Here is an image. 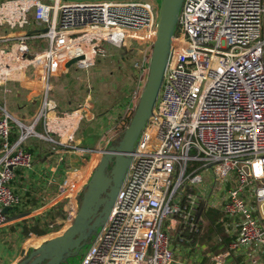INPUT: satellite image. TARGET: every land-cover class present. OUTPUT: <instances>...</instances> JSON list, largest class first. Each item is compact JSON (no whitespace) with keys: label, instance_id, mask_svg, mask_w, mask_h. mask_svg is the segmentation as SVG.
Instances as JSON below:
<instances>
[{"label":"built area","instance_id":"built-area-1","mask_svg":"<svg viewBox=\"0 0 264 264\" xmlns=\"http://www.w3.org/2000/svg\"><path fill=\"white\" fill-rule=\"evenodd\" d=\"M159 12L144 0L0 2V86L17 81L41 98L30 123L0 104V226L8 221L5 209L23 203L13 182L17 169L35 163L31 140H47L61 153L88 151L75 136L94 117L93 94L59 111L52 80L69 68L95 67L104 42L153 46ZM150 60L141 56L134 66L149 72ZM145 83L134 92L135 108ZM93 162L59 184L70 224ZM202 202L224 212L232 237L208 264H226L239 252L261 264L264 214L254 211L256 204L264 212V0H184L153 114L81 264H197L176 258L171 230L193 244L185 234L199 232Z\"/></svg>","mask_w":264,"mask_h":264},{"label":"crops","instance_id":"crops-1","mask_svg":"<svg viewBox=\"0 0 264 264\" xmlns=\"http://www.w3.org/2000/svg\"><path fill=\"white\" fill-rule=\"evenodd\" d=\"M100 62L101 57L98 58L97 65L89 70L69 68L65 77L52 80L53 89L50 92L52 102L63 111L77 107L79 104L72 106L74 101L71 98L77 82L83 78V75L87 77L93 76V72ZM135 75L136 85L133 91L128 92L124 96L123 104L126 107L125 112L117 114L114 110L113 115H118V123L122 122L124 124L130 112L135 108L136 100L133 98L134 92L140 86L139 75L137 73ZM86 81L90 83V80L87 79ZM89 92L93 94L95 102L94 117L83 120L75 136V143L79 147L88 150L87 152L81 153L68 150L65 153H61L59 147L47 140L34 139L30 141V150L35 154V163L30 169L19 168L16 170L13 184L22 195L23 203L20 207L7 210L8 221L5 225L0 226V264H18L29 252L47 240L62 234L70 225L66 200L59 196V184L72 172L83 169L90 161L94 160V155L101 154L102 150H104L102 143L105 146L108 145L105 138L107 133L111 131L112 127L110 123L113 122L109 119L105 123V127H101L102 131L100 133L86 132L87 143H83V137H81V134L80 136L78 135L82 124L87 121L88 123H93L95 114V119L100 114V111H97V109L101 91L94 88L90 83L84 100L87 98ZM40 102L41 98L38 94H32L30 91L19 87L17 81H9L8 84L0 86V104L5 105L14 116L21 118L27 123L31 122L33 113L38 111ZM101 103L103 104L102 101ZM103 105L105 110H107L108 104ZM106 114H104V117H106ZM102 134L105 138H102ZM95 139L97 142H95ZM61 156L63 157L62 160H60ZM62 210L65 212H62ZM221 213L224 216L223 226L226 236L231 241L232 237L229 235V230L224 223L226 216L224 212ZM256 213L259 216L262 213L264 214V212ZM171 234L173 235V247L176 251V258L192 257L196 260L197 264H208L212 252L228 247L230 243L222 241L219 237L216 239L217 245L210 247L208 243L201 241H194L193 244L187 241L182 242L179 234L174 230H171ZM185 236L190 238L188 237V233ZM189 247L194 251L188 252L187 248ZM205 258H207V261H204ZM226 264L251 263L246 262L244 253L239 252L233 254ZM261 264H264L263 260Z\"/></svg>","mask_w":264,"mask_h":264},{"label":"water","instance_id":"water-1","mask_svg":"<svg viewBox=\"0 0 264 264\" xmlns=\"http://www.w3.org/2000/svg\"><path fill=\"white\" fill-rule=\"evenodd\" d=\"M183 2L184 0H161L157 37L153 44L148 78L134 109V115L118 143L102 150L100 162L83 191L74 221L62 234L33 249L18 264H43L44 261H47L45 264H61L67 256L78 253L87 244L91 233V231L87 232L89 224L105 201H107L106 206L90 229L97 230L107 221L131 165L136 141L147 120L153 114L163 84L172 39ZM72 63L73 60L68 65ZM109 167H111L110 174ZM103 194H107L108 198H103ZM7 210L6 208L5 211Z\"/></svg>","mask_w":264,"mask_h":264},{"label":"rangeland","instance_id":"rangeland-1","mask_svg":"<svg viewBox=\"0 0 264 264\" xmlns=\"http://www.w3.org/2000/svg\"><path fill=\"white\" fill-rule=\"evenodd\" d=\"M1 1L3 0H0V2ZM144 1L153 3L155 5L161 4V0ZM133 46L134 49L128 50L125 47H117L111 45L108 42H104V54L100 56L101 62L93 72V76L91 75L87 77L83 75V78L77 82L75 91L71 95V98L74 101V104L72 106H76L84 100L87 93L88 85L90 83L94 88L101 91V93L99 94L101 95V97H99L97 109V111H100L99 116L97 117V119H95V114L93 123H88V121L86 123L84 122L78 133L79 136L81 134V137H83V143H87L86 132L100 133L102 131L101 127H105V123L110 119L111 122L113 121L112 123H110V126L112 127L111 131L107 133L106 138L102 134V138L104 137L107 141L106 144H108L107 146H105V144L102 143L103 149L108 148V146L114 142V139L117 138L119 134V127L122 125V122L118 123V115H113L114 110L115 112H117V114H119L120 112H125L126 107H124L125 105L123 104V100L125 98L124 96H126L128 92L130 93L131 91H133L136 85V73L139 75L140 78V88H142L144 83L146 82L149 73L148 66L147 70H137L134 66V62L138 60L140 54L141 56L146 55L148 57L152 55L153 46L150 44H144L141 46L137 43H135ZM132 52H136L138 53V55H132ZM55 79L57 78H54L53 81ZM87 79L90 80V83L86 81ZM101 101L105 105L108 104L107 110H105V107L101 103ZM104 114H106V117H104ZM39 130L41 131L42 129L39 127ZM95 142H97V140ZM101 156L102 154L94 155L93 166L97 167L100 162ZM254 212H259V206L256 204ZM97 232L98 231H96L90 237L87 244L78 253L67 256V258L63 260L61 264H81L83 258L87 254L88 250L91 248Z\"/></svg>","mask_w":264,"mask_h":264},{"label":"trees","instance_id":"trees-1","mask_svg":"<svg viewBox=\"0 0 264 264\" xmlns=\"http://www.w3.org/2000/svg\"><path fill=\"white\" fill-rule=\"evenodd\" d=\"M132 55H138L136 52H132ZM141 54L139 55L138 59H140ZM59 111H63L60 107H57ZM135 110L133 109L127 117V120L124 124L119 127V134L116 139H114L113 143H118V141L124 135L126 128L129 126L132 117L134 115ZM83 196V192L80 195V203L81 197ZM201 211L199 212V223L200 229L199 232L194 234H188V237L193 238L195 242L201 241L206 242L210 247H215L217 245L216 239L221 238L222 241L229 243L230 239L226 236L225 228L223 226V212L217 208H208L206 207L205 203L202 202ZM62 212H65L62 210ZM65 217V215H63ZM207 261V258L204 261Z\"/></svg>","mask_w":264,"mask_h":264},{"label":"flooded vegetation","instance_id":"flooded-vegetation-1","mask_svg":"<svg viewBox=\"0 0 264 264\" xmlns=\"http://www.w3.org/2000/svg\"><path fill=\"white\" fill-rule=\"evenodd\" d=\"M112 144H117V143H112ZM112 144H110V145H112ZM109 145V146H110ZM110 171H111V167H109L108 168V173L110 174ZM102 197L103 198H108L107 197V194H103L102 195ZM106 204H107V201H105L104 203H103V205L101 206V208L99 209V211H98V213H97V215H96V217L93 219V221L89 224V227H88V230H87V232H89V231H91V233L89 234V238H88V240H87V242L89 241V239H90V237L96 232V231H98V229L97 230H93V229H90V226L94 223V221L100 216V213L102 212V210H103V208H104V206H106ZM30 253V252H29ZM27 257V256H26ZM25 257V258H26ZM23 260V259H22ZM47 261H44L43 262V264H45Z\"/></svg>","mask_w":264,"mask_h":264}]
</instances>
